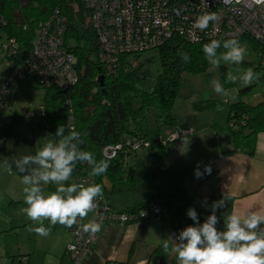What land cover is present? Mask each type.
<instances>
[{"label":"crops","instance_id":"1","mask_svg":"<svg viewBox=\"0 0 264 264\" xmlns=\"http://www.w3.org/2000/svg\"><path fill=\"white\" fill-rule=\"evenodd\" d=\"M1 57L0 83L10 69ZM25 84L33 85L26 81L12 86L19 89ZM42 99L43 93L34 119L38 120L37 124L24 119L0 128V242L6 249L3 251L17 254V261L26 264L33 263L39 248L45 249L46 254L41 261H34L35 264L65 262L64 250L69 240L68 227L60 224L51 226L47 236L30 231V227L39 226V222L34 223L23 216L21 199L4 188L10 176L14 178L12 183L19 185L25 174L18 172L13 160L23 155H34L47 141L45 136L38 141V113ZM193 103L188 99L184 108H192ZM203 114L207 118L203 124L196 123L200 115L193 111H187L183 118L174 116L178 126L190 129L192 133L174 142L165 158L153 166L152 177L130 187L122 183L112 188L107 179L103 180L104 195L113 210L136 209L158 198L163 215L160 221L150 219L124 226L102 225L98 241L83 264H178L177 254L172 251V233L179 235L182 229L194 225L187 215L189 208L196 210L202 224L211 214L213 202L224 199L225 207L216 212L220 219L219 230H223L224 219L233 212L243 214L249 210H264V132L257 133L252 156L241 151L222 155L232 150L231 137L218 138L216 129L219 125L212 122L214 113ZM224 117L223 127L227 129L228 111ZM5 158L12 164L11 170L3 167ZM206 164L212 168L213 175L206 183H201L196 170ZM55 188L54 184L49 186L51 191ZM83 220L85 224L95 220L94 213L90 212ZM44 226L48 227L49 221L45 220ZM165 241L169 244L167 251L163 247Z\"/></svg>","mask_w":264,"mask_h":264},{"label":"trees","instance_id":"2","mask_svg":"<svg viewBox=\"0 0 264 264\" xmlns=\"http://www.w3.org/2000/svg\"><path fill=\"white\" fill-rule=\"evenodd\" d=\"M56 9L66 19L63 43L76 58L74 67L78 80L69 91L71 119L62 92L54 88L47 90L31 77L23 82L31 81L42 89L41 105L45 110V123L50 135L54 136L61 125L65 127V134L71 127L75 128L82 134L84 143L80 145L81 149L94 153L97 160L106 159L101 152L105 146L122 144L126 138L146 141L148 147L139 150L147 153L150 166L143 162L139 150L131 151L123 147L112 160H108L110 167L102 176H90L89 166L78 163L71 178L89 177L93 184H100L102 187L104 179L112 184V188L122 183L129 187L135 186L153 176V166L165 158L174 144L161 143L167 131L183 128L176 124L172 112L181 86V75L185 72L205 73L211 67L203 53V45L210 41L192 45L178 37L171 38L156 50L161 71L156 75L154 85L147 87L141 64L133 71L127 69V64L131 60L136 61L140 55L122 57L117 74L104 76L103 67L98 60L97 39L87 21L89 11L84 6V0H0V34L6 41L14 39L19 46L16 55L6 56L12 60V67L28 58L39 23L45 21ZM245 39L252 44V48L259 49L248 37L237 40L241 42ZM181 52L190 56V62L185 63L181 59ZM219 67L225 83V69L221 65ZM101 75L104 76L102 86L98 80ZM249 89L238 92V101L228 105L226 109V128L233 148L222 155L241 151L252 156L255 137L257 133L264 132V102L252 106L242 101L243 94ZM221 107L220 101L207 99L194 102L191 111L196 114L215 113ZM150 110L155 111L157 118L155 129L148 134L146 128ZM24 119L13 117L14 122Z\"/></svg>","mask_w":264,"mask_h":264},{"label":"built area","instance_id":"3","mask_svg":"<svg viewBox=\"0 0 264 264\" xmlns=\"http://www.w3.org/2000/svg\"><path fill=\"white\" fill-rule=\"evenodd\" d=\"M84 6L89 11V26L96 36L98 60L106 77L117 74L122 57L156 51L173 37L192 45L213 39L248 37L258 45L261 65H264V0H84ZM205 12L217 13L219 22L215 25L210 23L203 31L195 29L196 18ZM65 28L66 19L57 9L39 23L28 58L13 66L0 86V108L5 114L13 112L10 103L4 101L8 88L29 77L47 90L54 88L62 92L69 116L72 114L69 91L78 77L74 67L76 58L63 43ZM16 44L14 39H9L1 45L6 56L16 55L19 49ZM136 67L133 60L127 64L130 71ZM44 116L45 110L41 106L39 118L45 119ZM35 117L27 112L23 118L30 121ZM191 133L190 129L177 127L167 131L161 143L171 144ZM148 145L140 138H126L122 144L105 146L101 152L107 160H112L123 147L137 151ZM206 166L210 167L206 164L199 168L201 183H206L213 175L212 168L209 172ZM70 182L85 186L93 184L89 177L71 179ZM96 203L97 207L92 213L101 228L104 224L124 226L150 219L159 221L163 215L158 199L125 211L113 210L104 194ZM83 225L84 220L68 228L69 240L64 250L66 260L58 264H83L90 255L101 228L91 233L84 231ZM176 233H172L173 239L178 236Z\"/></svg>","mask_w":264,"mask_h":264},{"label":"clouds","instance_id":"4","mask_svg":"<svg viewBox=\"0 0 264 264\" xmlns=\"http://www.w3.org/2000/svg\"><path fill=\"white\" fill-rule=\"evenodd\" d=\"M215 12L199 15L193 27L203 31L209 24L219 22ZM223 51H220V49ZM203 53L208 63L219 67L221 62L240 64L244 61L245 48L235 39H213L203 45ZM181 59L190 62L186 52L180 53ZM257 73L249 68L239 79L244 85H250L257 79ZM236 76L228 75L227 83H235ZM213 90L218 95H227V91L219 80H213ZM81 132L75 128L65 134L63 125L57 128L53 137L44 143L34 155H23L14 159L13 163L22 176L21 183L25 186L23 209L27 217L39 226L30 227V231L40 236H47L51 226L57 224L72 228L78 225L90 212L97 207V199L103 197L100 184L68 183L78 163L87 164L90 176H102L110 167L108 160H97L94 153L82 150L84 143ZM3 167L11 170L12 164L5 158ZM210 172V167L206 166ZM200 176L199 169L196 170ZM54 184L56 188L45 194V187ZM225 207L224 199L214 201L211 214L201 224L194 208L187 211L188 217L194 221L179 232L173 240L172 251L177 254L178 264H264V210H249L243 214L233 212L224 219L223 230L217 225L220 222L216 215L218 209ZM49 226H44V221ZM101 225L95 220L83 225L86 232H98ZM165 251L169 244L165 241Z\"/></svg>","mask_w":264,"mask_h":264},{"label":"rangeland","instance_id":"5","mask_svg":"<svg viewBox=\"0 0 264 264\" xmlns=\"http://www.w3.org/2000/svg\"><path fill=\"white\" fill-rule=\"evenodd\" d=\"M89 22V20L87 19ZM5 38L0 34V56L2 55V59L8 63L10 66V69L12 68L13 62L11 59L6 58L5 53L2 50V44L5 43ZM240 44L245 48V54H244V61L240 64H233L230 62H221V66L225 69V83L223 81V77L220 73V67H213L211 66L205 73L201 74H192L189 72L182 73L181 75V86L179 93L177 95V98L175 99V108L173 110V115L175 117H186L187 111L192 112V108L188 107V110L184 108V105L188 101V99H192L194 102L200 101V100H207V99H214L217 101H220L222 103V107L217 109L218 111L214 113V119L212 122L217 123L219 125V128L216 129L217 131V137L222 138L225 135H230L229 130L225 129L224 124L225 117L227 112V107L230 104H234L238 101V92L244 90H247L242 96V101L244 103L250 104L252 106L257 105L258 103L264 102V65H261V59L259 57L258 50H255V48H252V44L247 40H242ZM138 60V62H137ZM136 65L142 66V71L145 73V79H146V85L147 87H151L155 83L156 75L160 73L161 66L159 64V56L158 52L156 51H147L140 55V57L137 59ZM249 68L253 69L255 73H257L258 78L255 79L250 85H244L243 82L239 79ZM8 69V74H10L11 70ZM1 71V70H0ZM1 74V72H0ZM228 75L236 76L237 80L235 83H227L226 77ZM5 77V79L7 78ZM3 79V81L5 80ZM213 80H219V82L224 86V88L227 91V95H218L212 87V81ZM2 84V81L0 83V86ZM42 89L39 87L38 84L33 83L32 86L22 85L19 89L11 86L8 88L7 93L4 95V101L7 103H10L11 108L13 109V112L4 113L0 108V128H6L9 124L14 122L13 117H24L27 112L33 113L35 116L37 115V111L39 108L40 101L42 98ZM242 94V93H241ZM225 100V102H224ZM227 102V103H226ZM206 113V112H205ZM5 114V115H4ZM39 114V113H38ZM195 115V114H194ZM200 115L198 120L196 121L197 124H203L206 122L207 118H205L203 113L198 114ZM223 115V116H222ZM209 117H213L210 116ZM224 117V118H222ZM156 118L157 115L154 110H150L148 112V124L146 128V132L148 134H151L152 131L155 129L156 124ZM212 119V118H210ZM30 121H34L30 120ZM38 130H39V140L45 139L46 140H52L53 137H51L50 132L48 131L47 124L43 121L42 118H39V124H38ZM184 139V138H183ZM46 141V142H47ZM139 155L144 160L145 163H148L147 161V153L142 150L139 151ZM12 178L10 176V179L8 180V183L6 182L4 184V188L9 190V192L16 194L17 197H19L22 201L21 204H23V209L27 207V205L24 203V197L25 193L23 191V188L25 187L21 180H19V185L12 183ZM75 183L76 182H72ZM51 185V184H50ZM45 186V194L51 192L49 190V186ZM20 208V207H19ZM17 216V215H16ZM23 216H27L25 213ZM17 218H20V216H17ZM30 220V219H29ZM3 242H0V264H26V262L19 263L17 261V254L9 252L4 248H2ZM45 249L39 248L38 251H36V255L34 258V261H41L42 258L45 256ZM33 263L35 264V262ZM32 263V264H33Z\"/></svg>","mask_w":264,"mask_h":264},{"label":"water","instance_id":"6","mask_svg":"<svg viewBox=\"0 0 264 264\" xmlns=\"http://www.w3.org/2000/svg\"><path fill=\"white\" fill-rule=\"evenodd\" d=\"M103 77H104L103 75H101L100 77H98L99 78L98 80H99L101 86L103 85V81H104V78ZM33 123L34 124H37L38 123V120H34Z\"/></svg>","mask_w":264,"mask_h":264}]
</instances>
